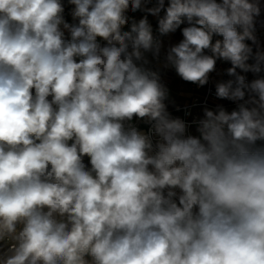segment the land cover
<instances>
[{
	"label": "clouds",
	"instance_id": "1",
	"mask_svg": "<svg viewBox=\"0 0 264 264\" xmlns=\"http://www.w3.org/2000/svg\"><path fill=\"white\" fill-rule=\"evenodd\" d=\"M67 3L75 23L63 0H0V264H264V78L240 74L264 65L261 0ZM149 15L188 25L165 55L185 82L231 65L215 96L241 103L198 136L149 67Z\"/></svg>",
	"mask_w": 264,
	"mask_h": 264
},
{
	"label": "built area",
	"instance_id": "2",
	"mask_svg": "<svg viewBox=\"0 0 264 264\" xmlns=\"http://www.w3.org/2000/svg\"><path fill=\"white\" fill-rule=\"evenodd\" d=\"M63 2L65 5V12H64L65 20L69 23H75L76 21H73V18L71 16V11L74 6L69 5L67 3V0H63ZM165 4L167 6V0H165ZM162 14L163 12L161 13V15ZM126 15L129 17V25H126L124 30H128V27L130 26L132 20L139 21V19L143 18L144 13L139 11L133 13L129 9ZM148 20L150 25L152 26L153 35L159 38L163 43L159 60H155L151 57V55H149V60L151 61L149 67H151L153 70L159 71L161 75V82L167 87V89H169L173 84L174 80L176 79L177 75L174 68L170 66L165 67V63H166L165 55L168 49L167 44H170L171 40L174 42V44H177L183 39V36L181 34V37H178L177 31L175 33L168 34L167 36H160L158 32L157 18L149 15ZM186 26H188L186 23L181 25V30L183 27ZM255 35L257 37V42L259 45V43L264 40V0H261V15L257 17L256 20ZM65 37L70 39V36L67 32H65ZM219 38L221 37H214V40ZM101 43L103 44L104 42L101 41ZM247 43L251 45V41H247ZM252 47L254 51L257 45H252ZM254 62L255 61L251 59L248 61V63H254ZM229 67H231L230 63L218 60L215 71L210 73L209 75L208 84L202 87L198 86L197 84L191 82H185V81L182 84L181 90L183 89V91L185 92L184 101L168 111L173 118L179 117L186 122V124L188 125L187 134H191L195 136L199 135L198 131L197 134L194 131V127H198V122L204 118L203 110L205 108H208L210 110H216L218 106H222L225 108V110L230 112L237 108L238 103H241V102L222 100L215 96V85L218 82L232 79V77H229L226 74V69ZM240 74L245 75L247 81L249 82H251L253 79L256 78H264V65H262V71L259 74H254L252 72H248V73L241 72ZM130 124L132 126L137 127L138 130L143 131L145 133H147L149 130V125L140 119L134 118L133 121L130 122ZM85 163L87 164L88 162Z\"/></svg>",
	"mask_w": 264,
	"mask_h": 264
},
{
	"label": "crops",
	"instance_id": "3",
	"mask_svg": "<svg viewBox=\"0 0 264 264\" xmlns=\"http://www.w3.org/2000/svg\"><path fill=\"white\" fill-rule=\"evenodd\" d=\"M175 45L174 42L171 40L170 44H167L168 48ZM259 47L254 50V53L259 50L261 52H264V40L262 42L259 43L258 45ZM177 75V74H176ZM184 83V81L177 75L176 79L174 80L173 84L171 85V87L168 89L169 92L172 91L174 92L175 88L179 87L180 91L178 93V95H180L179 97H181V100L175 99L174 101L170 102L169 104L172 105V107L168 108V110L173 109L175 106L179 105V103L181 104L184 101V95L185 92L181 90V86ZM168 105V104H167Z\"/></svg>",
	"mask_w": 264,
	"mask_h": 264
},
{
	"label": "rangeland",
	"instance_id": "4",
	"mask_svg": "<svg viewBox=\"0 0 264 264\" xmlns=\"http://www.w3.org/2000/svg\"><path fill=\"white\" fill-rule=\"evenodd\" d=\"M181 34H182V30L178 29L177 30V36L181 37ZM179 87L175 88L174 92H172V91L169 92V99H168V101H166V103L168 104V108L172 107V105L169 104L170 102L174 101L175 99H178V100L182 99L181 97H179L180 95H178V93L180 91ZM182 91H183V89H182ZM194 131L197 134V127H194ZM256 147H264V142L258 141ZM85 162H88L87 158H85Z\"/></svg>",
	"mask_w": 264,
	"mask_h": 264
}]
</instances>
